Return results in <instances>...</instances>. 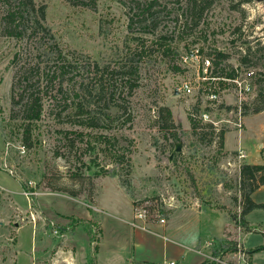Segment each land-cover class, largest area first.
Listing matches in <instances>:
<instances>
[{
  "label": "rangeland",
  "instance_id": "rangeland-1",
  "mask_svg": "<svg viewBox=\"0 0 264 264\" xmlns=\"http://www.w3.org/2000/svg\"><path fill=\"white\" fill-rule=\"evenodd\" d=\"M34 2L45 6L44 25L63 51L83 62L116 66L128 62L139 37L149 48L156 34L166 40L151 45L138 63L139 85L131 96L123 94L117 103L123 107L100 108L109 115L104 128L79 126L71 109L54 116L60 107L51 101L57 96L51 86L42 119L25 139L10 101L12 60L19 53L21 62H33L35 52L0 29V264H142L147 256L154 264H200L213 255L238 264L239 249L251 252L243 255L245 264H264V249L258 250L264 246V188L250 195L263 207L243 217L249 186L240 177L241 166L264 164L263 104L245 107V125L225 134V149V137L220 148L209 133L193 134L185 110L193 98L175 93L184 75L193 78L180 57L196 49L210 58L226 54L213 64L217 74L253 69L254 95L264 87V0H213L197 26L176 20L184 16L183 0H163L154 35L128 31L125 0H96L94 11L64 0ZM225 97L234 103L231 90ZM161 109L170 111L175 129L162 128ZM174 132L177 143L169 135ZM139 205L147 208L146 230L130 225ZM155 215L165 218L164 226ZM197 216L203 219L193 228ZM132 230L146 237L136 242ZM186 235L195 237L194 246L183 241Z\"/></svg>",
  "mask_w": 264,
  "mask_h": 264
},
{
  "label": "trees",
  "instance_id": "trees-1",
  "mask_svg": "<svg viewBox=\"0 0 264 264\" xmlns=\"http://www.w3.org/2000/svg\"><path fill=\"white\" fill-rule=\"evenodd\" d=\"M73 7H83L89 10L96 9V0H64ZM163 0H125L124 7L127 9V28L133 33L135 28L143 35H154L159 27L158 14L166 9L162 4V9L158 10ZM184 16L176 15L177 21L181 18L184 25L190 22L197 26L201 20L204 10L208 9L213 0H183ZM3 12L0 16V29L2 35L23 42L31 51H34L33 62H21L22 56L16 53L13 56L12 64L14 73L11 83L10 101L12 108L20 112L24 138L30 137L32 124L42 119L44 110V97L49 87L57 86V96L52 98L55 107H60L57 118L62 112L73 110L72 119L79 126L97 129L104 128V123L109 119V115L101 113L102 107L115 105L120 109L123 104H117L120 99L124 100L123 94L131 96L138 87V63L142 57L151 53L152 46L159 40H166L165 36L156 34L155 40L150 42V48L146 45V38L139 37L140 45L135 52L130 54L128 62L116 66L110 64H99L96 61L88 62L77 60L74 53L64 52L56 41L50 29L44 25L45 6L37 5L34 0H0ZM188 16V17H187ZM162 44H159V46ZM168 48L163 50V54L168 52ZM249 52V50H248ZM132 57V58H131ZM226 54L217 52L213 63L215 66L220 61L226 59ZM242 61H247V55L242 57ZM177 69V68H176ZM220 75H224V70L220 68ZM225 75H232L226 73ZM111 102V103H110ZM255 104H263L264 109V87L259 89L254 99ZM122 103H126L122 101ZM260 108V107H259ZM257 108V109H259ZM262 109V108H261ZM164 112L163 129H175L171 113L168 109H161ZM160 115V114H159ZM193 134L200 136L209 133L205 129L197 130L198 125L191 122ZM172 143L179 140V136L174 132L169 134ZM209 136L211 134L209 133ZM223 136H220L219 147H223ZM107 137L99 134V142L106 144ZM26 144V143H25ZM240 177L248 184V190L243 194V207L241 216H245L252 210L262 208V204L255 203L250 195L256 188L264 184V164H246L240 168ZM257 179V180H256ZM257 181V184L252 183ZM264 249V246L258 250ZM251 252H247L248 256ZM212 258H220L215 255ZM142 264H151L143 262ZM200 264H216L215 261H203Z\"/></svg>",
  "mask_w": 264,
  "mask_h": 264
},
{
  "label": "built area",
  "instance_id": "built-area-1",
  "mask_svg": "<svg viewBox=\"0 0 264 264\" xmlns=\"http://www.w3.org/2000/svg\"><path fill=\"white\" fill-rule=\"evenodd\" d=\"M214 57L201 56L198 49L190 50L189 55L181 56L182 67L189 70L190 65L193 68V78L184 75L175 93L193 98L185 104L189 119L198 125V131L201 129L208 131L211 134V145L218 147L221 135L224 138L230 130L241 132L245 125L244 109L249 107L255 99L252 81L254 70L247 68L244 72H238L237 67H232L228 70V73L232 75H225L226 72L220 75L214 71ZM190 62L193 64H189ZM229 90L235 99L232 104H228L225 97V93ZM226 106L230 108L226 109ZM238 157L244 158L245 156L238 154ZM260 187L264 188V184ZM146 210V207L137 206L133 211L130 225L146 230L143 225ZM155 218L158 224L165 225L164 217L155 215ZM237 255L238 264H245L243 255L248 256L247 252L239 249ZM214 261L219 264H230L222 258H216ZM163 264H174V262L164 261Z\"/></svg>",
  "mask_w": 264,
  "mask_h": 264
},
{
  "label": "crops",
  "instance_id": "crops-1",
  "mask_svg": "<svg viewBox=\"0 0 264 264\" xmlns=\"http://www.w3.org/2000/svg\"><path fill=\"white\" fill-rule=\"evenodd\" d=\"M229 134V133H228ZM227 135V134H226ZM225 135V149H228V146H227V136ZM235 143H236V141H235ZM229 144V143H228ZM238 145H240V147L241 146H243L244 144H241V141L240 142H238ZM253 164H256V163H253ZM250 165H252V164H250ZM173 216H175V215H173ZM246 216V215H245ZM244 216V217H245ZM186 218L188 217V213H186V216H185ZM188 218H190V217H188ZM202 219L203 218H201L200 216H197L196 218H194V219H191L192 220V223L190 224V226L192 227V226H194L193 228H195V227H199V223L202 221ZM210 219V218H209ZM172 222V218H170L169 220H168V225H167V231L169 230V232H171L172 230H171V227H170V223ZM130 233L132 234V236H133V238L136 240V242H137V238H140V237H146L143 233H141V231H130ZM194 239H195V237H191V236H184V238H183V241H185V242H190V244H192L193 246L196 244L195 243V241H194ZM157 260L156 259H152V257H149V256H147L146 258H140V261H138L137 263H143V262H148V263H151V264H154V262H156ZM130 264V263H129Z\"/></svg>",
  "mask_w": 264,
  "mask_h": 264
},
{
  "label": "water",
  "instance_id": "water-1",
  "mask_svg": "<svg viewBox=\"0 0 264 264\" xmlns=\"http://www.w3.org/2000/svg\"><path fill=\"white\" fill-rule=\"evenodd\" d=\"M176 150H177V148H176Z\"/></svg>",
  "mask_w": 264,
  "mask_h": 264
}]
</instances>
